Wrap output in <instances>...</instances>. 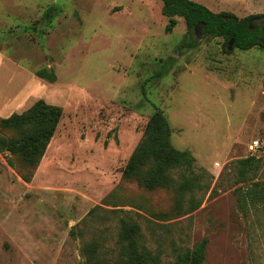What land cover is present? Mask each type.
Segmentation results:
<instances>
[{"label": "rangeland", "instance_id": "1", "mask_svg": "<svg viewBox=\"0 0 264 264\" xmlns=\"http://www.w3.org/2000/svg\"><path fill=\"white\" fill-rule=\"evenodd\" d=\"M191 1L264 17V0ZM161 9L160 0H0V123L38 101L62 109L38 164L0 153V264H95L84 251L96 242V264H122L124 221L158 264L204 238V264H264V48H224L213 36L190 48L184 20L167 32ZM157 110L173 146L196 158L193 191L124 174ZM1 137L19 134L0 125ZM171 177L182 181L180 170Z\"/></svg>", "mask_w": 264, "mask_h": 264}, {"label": "trees", "instance_id": "2", "mask_svg": "<svg viewBox=\"0 0 264 264\" xmlns=\"http://www.w3.org/2000/svg\"><path fill=\"white\" fill-rule=\"evenodd\" d=\"M162 15L169 22L166 31L171 32L178 24L177 18L185 22L190 37L188 47L196 46L194 29L197 24H204L202 36L221 37L224 48L233 41V48L243 51L260 46L264 48L261 29L252 30L249 26L250 18L238 19L227 13H214L206 6L191 0H160ZM224 17H232L226 20ZM264 29V24L262 25ZM37 76L50 83L57 80L54 72L46 69L39 70ZM62 117V109L44 101H38L22 114H13L1 121L3 129L16 131L17 139L0 138V153L6 155L11 165V155L21 154L24 161L36 165L43 158L46 149L53 138ZM172 130L169 122L161 110H157L149 120L142 141L136 147L129 159L124 174L127 177L144 174L149 186L171 185L173 183L181 192L193 191L197 185L198 175L194 173L196 158L189 151L176 149L171 141ZM250 157L239 162L240 172L245 174L253 169ZM180 170L181 182H174L171 177L173 170ZM140 227L134 222L124 221L118 234L117 246L122 264H158L149 249L141 243ZM209 240L204 238L192 250L179 252L175 264H204ZM99 243L88 244L85 247L89 261L99 263L97 255ZM86 254V255H87Z\"/></svg>", "mask_w": 264, "mask_h": 264}, {"label": "water", "instance_id": "3", "mask_svg": "<svg viewBox=\"0 0 264 264\" xmlns=\"http://www.w3.org/2000/svg\"><path fill=\"white\" fill-rule=\"evenodd\" d=\"M226 20L231 19L232 17H224ZM261 24H264V17H257V18H253L250 23L249 26L252 30L256 29L258 26H260ZM205 27L204 24H197L195 29H194V36H195V40H198L199 38L202 37V31L203 28ZM263 42H264V38H263ZM233 44V41H231L229 43V48L231 47V45Z\"/></svg>", "mask_w": 264, "mask_h": 264}, {"label": "built area", "instance_id": "4", "mask_svg": "<svg viewBox=\"0 0 264 264\" xmlns=\"http://www.w3.org/2000/svg\"><path fill=\"white\" fill-rule=\"evenodd\" d=\"M258 145H259L258 141H255L250 147L252 150H255V149H257Z\"/></svg>", "mask_w": 264, "mask_h": 264}, {"label": "flooded vegetation", "instance_id": "5", "mask_svg": "<svg viewBox=\"0 0 264 264\" xmlns=\"http://www.w3.org/2000/svg\"><path fill=\"white\" fill-rule=\"evenodd\" d=\"M263 24H261L260 26H258L256 29H261V36H262V39L264 38V29L262 27ZM254 29V30H256Z\"/></svg>", "mask_w": 264, "mask_h": 264}]
</instances>
